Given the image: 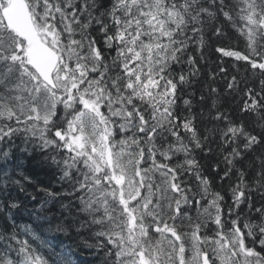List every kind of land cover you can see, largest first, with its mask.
I'll list each match as a JSON object with an SVG mask.
<instances>
[{"label":"snow or ice","instance_id":"obj_1","mask_svg":"<svg viewBox=\"0 0 264 264\" xmlns=\"http://www.w3.org/2000/svg\"><path fill=\"white\" fill-rule=\"evenodd\" d=\"M74 248L264 264V0H0V264Z\"/></svg>","mask_w":264,"mask_h":264},{"label":"trees","instance_id":"obj_2","mask_svg":"<svg viewBox=\"0 0 264 264\" xmlns=\"http://www.w3.org/2000/svg\"><path fill=\"white\" fill-rule=\"evenodd\" d=\"M224 43L231 44L234 47L237 46V41L235 39L225 40ZM239 46L241 47V49L243 48L242 42L240 43ZM215 56H216V54L211 49L206 50V59L208 61L207 65L205 66L206 72L217 70V64L219 63V61H216ZM230 70L233 72L235 71L234 69H230ZM215 86L218 87L220 91H223L224 90V81L218 79L217 84ZM228 99H229V101H231V98H228ZM228 106L231 107L232 103H229ZM25 167L27 169H29L30 171L37 173L39 176V179L41 181H43L44 183H46V184L51 183L53 186L58 187V185H56V183H55V176H54L52 169L40 166L38 164L37 160H35V159H28L27 161H25ZM35 204H36V202H32V204H30V207L32 205H35ZM36 206H38V205H36ZM69 242H70V244L73 245L72 240H70ZM73 251H74V255H76L77 257H80V258L82 257L83 261L81 264H102V261H103V254L102 253L99 255L92 253L93 255H95L97 257V259L96 258L93 259V258H91V257H93L92 255L88 256L86 253L83 252V251H87L86 249H75L74 248Z\"/></svg>","mask_w":264,"mask_h":264},{"label":"bare ground","instance_id":"obj_3","mask_svg":"<svg viewBox=\"0 0 264 264\" xmlns=\"http://www.w3.org/2000/svg\"><path fill=\"white\" fill-rule=\"evenodd\" d=\"M24 219H27V217H24ZM60 241H63V243L62 244H60ZM70 240L69 239H67V238H65V237H63V236H61L60 238H59V240H57V241H54V243H58V244H60V247H62V248H66V247H68V246H71L72 244H70V242H69ZM84 253H86L88 256H93V257H91V258H93V259H97V257L95 256V255H93L92 253H90L88 250L87 251H83ZM75 258L79 261V262H81L82 263V257L80 258V257H77L76 255H75Z\"/></svg>","mask_w":264,"mask_h":264}]
</instances>
